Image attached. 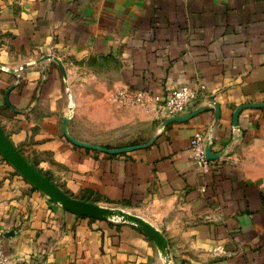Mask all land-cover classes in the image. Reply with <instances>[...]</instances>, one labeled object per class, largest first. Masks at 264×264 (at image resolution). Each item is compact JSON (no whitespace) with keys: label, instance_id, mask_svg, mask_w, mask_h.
<instances>
[{"label":"crops","instance_id":"0c3cea01","mask_svg":"<svg viewBox=\"0 0 264 264\" xmlns=\"http://www.w3.org/2000/svg\"><path fill=\"white\" fill-rule=\"evenodd\" d=\"M91 63L113 78L80 108L112 128L95 144L68 118V77ZM181 85L204 86L188 120L108 96ZM0 131L67 196L137 210L167 243L65 207L0 151L9 264H264V0H0ZM197 134L211 139L208 172L191 157Z\"/></svg>","mask_w":264,"mask_h":264},{"label":"built area","instance_id":"2783aa9c","mask_svg":"<svg viewBox=\"0 0 264 264\" xmlns=\"http://www.w3.org/2000/svg\"><path fill=\"white\" fill-rule=\"evenodd\" d=\"M203 89V85H199L198 87L181 85L171 88L163 96L156 94L149 96L144 90L132 93L121 90L122 92L120 93H112L111 98L120 105L141 106L146 109L153 108L156 112H160L164 109L170 116H177L189 112L191 106L198 99ZM234 127L238 128V126ZM209 145L211 146V139L207 138L204 134L195 135L189 143L191 157L203 172H208L212 166V158H210L207 153ZM0 264H9L1 244Z\"/></svg>","mask_w":264,"mask_h":264},{"label":"rangeland","instance_id":"374dc122","mask_svg":"<svg viewBox=\"0 0 264 264\" xmlns=\"http://www.w3.org/2000/svg\"><path fill=\"white\" fill-rule=\"evenodd\" d=\"M100 67H101V64H96V63L88 64V66L79 64L78 66H76V72L74 73L73 79L70 80L68 77V94L72 100V105L70 106V109L68 112V118L70 120L72 119V122H70L71 135L73 136L75 140L86 141L88 143H93V144H95L96 140H100L104 138L103 135H106V133L110 135V137H107L108 140L111 139V136L113 135L111 127H108V126L98 127L96 125V122H80L82 115L83 117L84 116L86 117L88 114H90V112L80 110L81 106L88 103L93 97H96L95 92H97L96 90L101 86V82L103 83V85H106V83L108 82L106 79L101 80L100 77L96 74V71L99 70ZM86 69H89V71H86ZM109 80H110L108 82L109 84L113 82L112 81L113 78L110 77ZM121 90L122 89H119V88L113 89L112 91L109 90L108 96L110 100H112L111 98L112 93L114 92L120 93L122 92ZM93 93H94V96H91V94ZM81 97L84 100L82 102H81ZM147 110H149L148 112L155 111L153 110V108H150ZM103 128H105L108 131H104ZM119 131L121 130L117 128L116 133ZM96 144H102L104 146L106 145L111 146L110 144H112V141L111 142L106 141V142L96 143ZM138 144H140V140L132 141L129 143H116V148L117 147L124 148V147H129V146L138 145ZM104 206L110 207V208H116L115 206L107 205V204H104ZM128 211L133 212L134 214H138L139 216L143 218V220L147 219L144 217V215L138 213L137 210H128ZM149 224L152 225L151 222Z\"/></svg>","mask_w":264,"mask_h":264},{"label":"water","instance_id":"95a60500","mask_svg":"<svg viewBox=\"0 0 264 264\" xmlns=\"http://www.w3.org/2000/svg\"><path fill=\"white\" fill-rule=\"evenodd\" d=\"M62 66V64H61ZM65 72V71H64ZM200 109L194 110L192 112L183 114V115H178L174 116L172 118H169L167 121H177V120H188L189 118L193 117L196 113H198ZM235 126H238L237 124H234ZM75 140V139H74ZM78 142V140H75ZM86 146H92V144H82ZM134 147H125V148H120L116 150H110L109 148L105 147H97V149L103 150V151H108L111 153L114 152H123L127 150H131ZM0 151L4 154V156L10 160L23 174H25L33 183H35L40 189L45 191L47 194H49L54 200L60 201L65 207L82 213V214H87V215H104V216H114L116 217L118 214L122 216V219L124 220H130L133 221L140 226L146 231V233L152 237L154 240H156V237L158 234L162 236L163 240V245L167 248V243L163 235L159 230H157L153 225H150L148 223H141L139 216L135 214H131L129 218L126 217V212L123 210H116L115 208H110L106 206H100L91 202H85L81 200H77L74 198H71L67 196L64 192H62L59 188H57L53 183H51L48 179H46L43 175L38 173L22 156L21 154L16 151L12 146L9 145L7 140L3 137L1 131H0ZM207 153L210 158H213L214 155L210 151V145L207 148ZM36 175L41 177L43 182L46 184H49L51 187H53L58 193H52L47 187L46 184L40 182L37 180ZM147 222V221H146Z\"/></svg>","mask_w":264,"mask_h":264},{"label":"bare ground","instance_id":"6f19581e","mask_svg":"<svg viewBox=\"0 0 264 264\" xmlns=\"http://www.w3.org/2000/svg\"><path fill=\"white\" fill-rule=\"evenodd\" d=\"M36 178H37V180H39L40 182L46 184L45 182H43V180H42L41 177H39V176L36 175ZM46 187H47L52 193L60 194V193H58L53 187H51L49 184H46ZM116 210L118 211V209H116ZM129 216H130V213L126 212V217L129 218ZM116 217L122 218V216H120L119 214H118ZM111 218H112V217H111ZM113 218H114V217H113ZM139 219H140V222H141V223H143V224L147 223V222H146L145 220H143L142 218L139 217ZM156 241L158 242V244H159L160 246H164V245H163L162 236H161L160 234L157 235V237H156Z\"/></svg>","mask_w":264,"mask_h":264}]
</instances>
